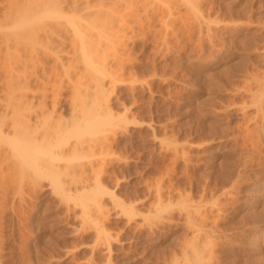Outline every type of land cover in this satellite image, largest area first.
<instances>
[{"label": "rangeland", "instance_id": "374dc122", "mask_svg": "<svg viewBox=\"0 0 264 264\" xmlns=\"http://www.w3.org/2000/svg\"><path fill=\"white\" fill-rule=\"evenodd\" d=\"M190 1L137 28L106 81L125 125L102 172L55 160L4 198L0 174V264H264V0Z\"/></svg>", "mask_w": 264, "mask_h": 264}, {"label": "bare ground", "instance_id": "6f19581e", "mask_svg": "<svg viewBox=\"0 0 264 264\" xmlns=\"http://www.w3.org/2000/svg\"><path fill=\"white\" fill-rule=\"evenodd\" d=\"M182 4L186 0H0V174L9 182L3 198L15 184L24 190L30 176L55 175V160L96 155L66 164L77 174L90 170L87 178L102 172L111 133L125 122L112 111L108 85L125 79L126 44L157 15L182 19Z\"/></svg>", "mask_w": 264, "mask_h": 264}]
</instances>
